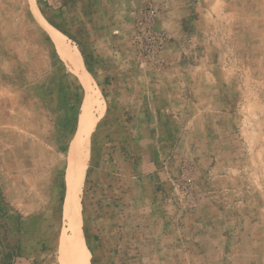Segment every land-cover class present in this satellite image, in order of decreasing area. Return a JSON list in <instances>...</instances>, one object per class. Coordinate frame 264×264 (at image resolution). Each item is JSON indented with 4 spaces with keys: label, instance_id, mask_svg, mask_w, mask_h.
I'll return each instance as SVG.
<instances>
[{
    "label": "rangeland",
    "instance_id": "rangeland-1",
    "mask_svg": "<svg viewBox=\"0 0 264 264\" xmlns=\"http://www.w3.org/2000/svg\"><path fill=\"white\" fill-rule=\"evenodd\" d=\"M184 7L181 60L219 113L201 132L205 163L197 166L199 146L180 148L175 185L185 212L196 178L213 196L218 244L161 236L154 264H264V0H185ZM99 57L101 0H0V264H61L60 242L73 222L67 207L78 196L80 218L106 101L98 95ZM91 117L88 143L80 126ZM78 154L86 164L81 191L69 174Z\"/></svg>",
    "mask_w": 264,
    "mask_h": 264
},
{
    "label": "crops",
    "instance_id": "crops-1",
    "mask_svg": "<svg viewBox=\"0 0 264 264\" xmlns=\"http://www.w3.org/2000/svg\"><path fill=\"white\" fill-rule=\"evenodd\" d=\"M184 2L101 0V57L95 66L101 68L106 101L101 99L99 133L80 211L87 264H154L163 255L157 247L161 236L169 242L206 243L210 249L218 244L213 196L199 188L196 178L190 192L193 203L185 212L184 196L179 198L175 185L180 148L199 146L197 166L205 163L201 132L209 130L208 119L219 113L211 94H200L193 66L181 60ZM147 5L159 8L154 29L170 39L160 67L141 65L135 54L136 20ZM207 99L210 104H205ZM147 131L154 133H138ZM165 142L174 143L177 153L159 149ZM188 155L193 159V153Z\"/></svg>",
    "mask_w": 264,
    "mask_h": 264
},
{
    "label": "bare ground",
    "instance_id": "bare-ground-1",
    "mask_svg": "<svg viewBox=\"0 0 264 264\" xmlns=\"http://www.w3.org/2000/svg\"><path fill=\"white\" fill-rule=\"evenodd\" d=\"M60 34V33H59ZM60 36L57 35V38ZM58 44V43H57ZM60 45V44H59ZM61 48V47H60ZM59 50H63L61 48ZM65 54V50H63ZM66 56V55H64ZM100 91L98 92V95H100ZM94 100V99H93ZM100 105V104H99ZM90 120L91 123L89 124V120L82 121L81 122V130H84V133L86 134V140L89 143L90 135L94 129L95 123L97 121L96 118L91 117ZM90 119V118H88ZM83 143V142H81ZM86 145V144H85ZM85 172H86V164L82 160L81 154H78L75 158V161L71 163V166L69 168V174L73 178V184L75 186H78L79 184V191H81L82 184L84 182L85 178ZM78 196L74 199V201L71 203L70 206L67 207V214L73 216V222L70 225L71 233H65L62 236V243H61V249H60V255H59V261L61 264H87L86 255L84 252L83 243L80 237V218H79V200Z\"/></svg>",
    "mask_w": 264,
    "mask_h": 264
},
{
    "label": "built area",
    "instance_id": "built-area-1",
    "mask_svg": "<svg viewBox=\"0 0 264 264\" xmlns=\"http://www.w3.org/2000/svg\"><path fill=\"white\" fill-rule=\"evenodd\" d=\"M158 13V8L149 6L141 9L137 16L134 46L143 65L154 64L159 67L162 66L161 53L170 42L166 34L154 29ZM187 181L191 182L190 179Z\"/></svg>",
    "mask_w": 264,
    "mask_h": 264
}]
</instances>
